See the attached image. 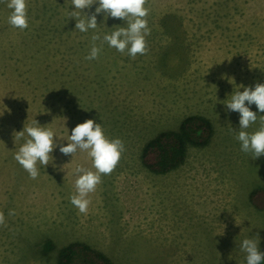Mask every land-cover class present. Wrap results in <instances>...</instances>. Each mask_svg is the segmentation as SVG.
Masks as SVG:
<instances>
[{"label": "rangeland", "instance_id": "rangeland-1", "mask_svg": "<svg viewBox=\"0 0 264 264\" xmlns=\"http://www.w3.org/2000/svg\"><path fill=\"white\" fill-rule=\"evenodd\" d=\"M26 5L21 31L0 3V212L7 223L0 226V264H55L56 249L75 240L113 264H244V239L264 249V208L249 201L252 190L264 189V155L241 151L240 114L222 103L240 85L264 84V0H147V54L132 59L105 42L94 60L85 59L92 35L126 21L98 14L97 28L82 33L69 18L71 0ZM97 6L82 13L91 16ZM249 107L258 116L245 130L251 134L264 112ZM189 114L211 120L210 142L190 146L167 172L146 168L145 143ZM88 119L109 140L121 139L125 151L80 214L70 203L75 169L96 170L86 151L65 156L59 146ZM36 121L58 146L31 179L14 159L27 134L17 140L13 133Z\"/></svg>", "mask_w": 264, "mask_h": 264}, {"label": "clouds", "instance_id": "clouds-1", "mask_svg": "<svg viewBox=\"0 0 264 264\" xmlns=\"http://www.w3.org/2000/svg\"><path fill=\"white\" fill-rule=\"evenodd\" d=\"M6 2L11 10L8 17V24L13 28L23 31L28 28L26 0H0ZM147 0H71V5L75 11L69 13V18L76 20L75 30L86 33L89 29L97 28V15L103 14L104 20L109 17L126 21V27H116L110 34H93L91 37L92 46L87 60L98 59L106 42L109 47L115 48L121 54L127 53L132 59L136 56L145 55L148 52L146 36L151 34L146 17L150 9L144 5ZM98 5L95 12L88 16L82 13L84 9H91L92 5ZM96 41H100L97 46ZM244 90L236 91L227 102L226 109L240 114L239 129L236 136L240 142L241 151L251 153L253 158L264 155V116H259L260 128L254 133L245 131L251 124L255 123L258 116L250 110V105L255 104L260 112H264V84L257 83L253 88L240 85ZM249 106L245 105V102ZM36 124L39 125L36 121ZM27 134L26 141L15 153L14 159L29 174L31 179L39 176L37 164L44 167L49 165V160H53L51 153L58 146L54 142V132L42 126H28L19 132L13 133L16 139H22ZM70 143L67 146L60 145L59 151L65 156L72 157L77 150L86 151L92 158V166L95 172L77 167L75 173L78 178L75 180V195L70 197V203L79 210L80 214H87L90 200L86 197L94 192L97 185L101 183V175H110L118 165L122 153L125 151L124 143L116 138L109 140L106 138L100 123L93 119H88L78 124L72 129L69 136ZM15 210H9V216L15 215ZM0 226H7L3 212H0ZM258 236V234H257ZM259 237V236H258ZM259 240L244 239L240 244V249L246 253L247 264H261L264 261V252L259 249Z\"/></svg>", "mask_w": 264, "mask_h": 264}, {"label": "trees", "instance_id": "trees-1", "mask_svg": "<svg viewBox=\"0 0 264 264\" xmlns=\"http://www.w3.org/2000/svg\"><path fill=\"white\" fill-rule=\"evenodd\" d=\"M164 21H161L162 26H166ZM213 133L214 127L208 117L189 114L182 118L176 128L160 131L149 139L142 148L141 162L153 172H167L183 163L190 146H206ZM249 201L259 209L264 208V189L252 190ZM44 247L49 249L52 243L46 241ZM260 251L264 252V249ZM55 264H113V262L104 252L75 240L56 249ZM244 264H247L246 260ZM261 264H264V261H261Z\"/></svg>", "mask_w": 264, "mask_h": 264}]
</instances>
